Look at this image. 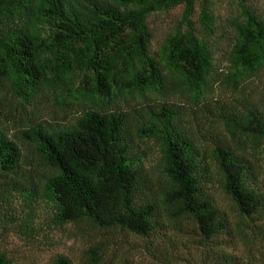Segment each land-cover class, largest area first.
<instances>
[{
	"label": "trees",
	"instance_id": "1",
	"mask_svg": "<svg viewBox=\"0 0 264 264\" xmlns=\"http://www.w3.org/2000/svg\"><path fill=\"white\" fill-rule=\"evenodd\" d=\"M248 2L0 0V236L87 237L82 264H130L112 259L127 236L155 264H264V7ZM176 11L155 47L151 19Z\"/></svg>",
	"mask_w": 264,
	"mask_h": 264
},
{
	"label": "rangeland",
	"instance_id": "2",
	"mask_svg": "<svg viewBox=\"0 0 264 264\" xmlns=\"http://www.w3.org/2000/svg\"><path fill=\"white\" fill-rule=\"evenodd\" d=\"M239 1L224 0V6L227 9L236 8L234 10L236 11ZM249 2H254L261 9L264 7V0H249ZM179 16L180 12L176 11L169 16L164 15L151 19V27L155 34V47H159L165 40ZM222 92L217 93L224 94ZM45 232L35 236L36 241L22 236L19 232L6 233L0 236V249L7 252L14 264H48L53 258L59 256L68 257L77 264L83 263L89 242L87 237L77 238L68 231L61 230ZM47 234L49 235L48 241L44 238ZM143 245L144 243L137 238L121 237L116 241V245L112 246V259H120L124 255L130 260V264H155L143 252ZM237 252L240 255L241 251ZM196 253L199 254L197 251L192 252L193 255Z\"/></svg>",
	"mask_w": 264,
	"mask_h": 264
}]
</instances>
